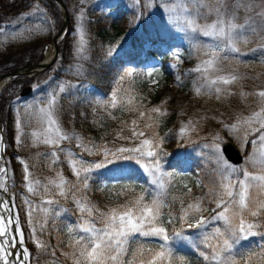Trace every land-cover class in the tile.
<instances>
[{
	"label": "rangeland",
	"instance_id": "374dc122",
	"mask_svg": "<svg viewBox=\"0 0 264 264\" xmlns=\"http://www.w3.org/2000/svg\"><path fill=\"white\" fill-rule=\"evenodd\" d=\"M63 1L67 7L71 24L70 30L66 33L63 31V12L51 0H0V78L11 74L12 71L31 67L44 60L47 51L46 45L51 43L58 33L63 32V41H68L65 57L59 55L56 63L44 72L33 78H18L12 83L10 82V86L5 89V112L9 118L8 125L5 121L3 127L5 134L11 136V140L9 139L10 136L7 135L8 145L6 146L4 164L8 166L7 175L10 177L12 173L11 181L8 183L10 197L15 213L19 214L21 228V218L23 221L24 235L27 234L24 246L29 247L32 252L31 264H73V261L65 255V253L73 251L70 245H67V248H71V250L63 252V255L58 256L56 253L53 255L54 258L44 257L47 256L46 253L52 255L55 247H60L65 241L59 233L60 228L65 227V233L72 240L74 235L77 237L83 235L76 230L74 216L66 205L67 198L59 196L55 187L49 184V181L57 180L58 173L62 174L67 181L77 183L65 153L81 154L83 160L89 163L103 160L102 152L92 155L82 152V149L77 147L76 139L61 141L59 148L48 146L39 141L33 143V133L41 139L48 134L46 122L41 123L44 114L39 109H46L48 101L55 97L56 102L52 109L53 116L63 132L69 136L82 138L85 144L91 141L97 146H107L112 150L119 147H137L140 140L151 139L153 129H146L145 125L154 123L155 133L163 140L160 148L156 149L159 156V172L153 175L145 170V164L149 168L154 167L153 158H141L139 163L136 159L122 160L124 164L143 171V174H133L131 171L129 173L125 170L124 177L130 181V184L138 181L140 183L146 182L147 187L144 192L140 189L139 192L135 191L136 189L130 187L127 182L125 183L127 189L120 190V194H117L118 191H114L115 198L112 203L110 199H112L113 189H106L105 185L108 180L101 174L113 165L94 170L89 176L92 177L96 171L97 178L104 181L102 185L103 194L106 198L104 203L111 205L112 208L120 206L116 203L117 198L118 196L119 198L122 197L124 193L126 198L131 195L136 197L143 195L144 203H150L154 197H160L166 201L165 194L168 197L171 195L182 198L191 194L188 192V189L192 190L193 187L191 182L184 179L179 186L175 187L174 179L171 178L173 174L171 171L164 173L161 165L165 151H167V146L164 143L169 131L162 133L160 128L165 115H168V111L164 107V102H159L158 107H156L165 113L164 115L152 113L151 109H141V104L143 106L148 91H152L153 94L150 95L155 96L156 93L155 97L164 98L172 88L178 87L187 79H190L194 99L193 102L188 103L190 114L180 112L179 121L181 125L178 133L176 134L172 130V134L168 135L167 140L170 141L171 145H174L172 146L174 150L181 148L184 154H191V151L196 149L194 157L203 149L207 150L208 159L212 158L214 163L213 172L216 179L207 181L201 170L195 172L193 177L198 187L215 195L211 198L215 208H205V210L208 209V212L202 215L205 219L203 228L189 229L185 225L182 234L188 239H174V242L169 240V244L175 258H184L178 256L177 253L180 251L184 253L192 251L194 241L208 244L212 249L211 245L219 243L217 230L225 232L226 228L223 221L213 219L217 212L221 211V209H217L214 199L217 198L216 193L220 191L219 185L225 172L222 164V161L226 160L222 152L223 143H232L241 151L245 159L244 164L240 167L232 165L226 160L234 169L230 173L233 183L245 179V173L259 175L264 170V142L260 140V136L264 134V129H260L258 132L253 131L259 127L258 124L253 123L251 127L241 124L238 132L230 131V126L238 120L242 121L245 117L264 107L259 97L254 95L264 90V16L261 15L264 13V0H224L225 19L230 18L228 14L233 11L237 3L249 6L247 10L240 7L235 12L234 22L243 30L242 39L237 43L240 51L231 52L225 48L224 51L219 52L217 67L220 71L209 72L207 76L196 71V69L202 66L203 61L210 58L206 53L220 44V41L203 35L201 31H192L190 20L195 19L200 26L214 22L215 12H209L208 9H215L218 6L217 0H199V3L206 5L205 7H200L198 0ZM122 4L127 5L124 9L127 13L126 23L119 31H116L110 26L108 19L114 10ZM183 6L187 7V11H184ZM81 29H83V52L78 51L81 44ZM173 31L184 33L187 38L189 36V42L191 38L190 44L193 49L184 52L186 41L179 35L175 41H169V34ZM133 36L137 37L138 40L136 47L131 46ZM130 48H132L130 51L133 54L136 53V57L141 60L140 66L128 61L126 56L123 57L126 67L122 76L117 79L111 95L108 98L103 97L101 93L96 91L95 86L86 80L85 72L88 63L90 61L97 62L104 57L109 61L116 60L123 56L125 50ZM176 54L179 55V59H177ZM167 55L170 56L169 59H165ZM185 59H192L193 66L188 68ZM153 69L155 71L152 76L146 75L148 71ZM129 71L132 72L131 76L126 75ZM229 74H235L239 79L227 86L220 85V87L226 88L227 92L218 95L213 90L215 86L209 87L207 85L208 79ZM159 75H163L162 81H160ZM27 87H31L32 91L23 96L22 92ZM197 89L200 90L199 94ZM113 94L117 97L115 108L111 106ZM94 95L96 96L93 97ZM131 97H135L132 103H126L127 99ZM198 99H201L202 102L198 103ZM209 104L215 105V110L209 108ZM140 111L145 112L143 119L139 116ZM149 116H151V120H149ZM133 120L138 121L137 130H144L145 136L118 139V132L122 136L131 137L130 129L134 127L132 125ZM209 122H212L211 130L205 131L199 137L196 125L205 127ZM184 127L189 130L181 136V129ZM122 129L123 131H121ZM17 136H20L22 143H17ZM216 144L221 147L220 154L215 151ZM53 152L59 157L54 162L50 155ZM21 160L28 165L31 173L28 179L33 183L36 180L40 181L39 185L34 183L35 191L33 193H29L27 190L25 169ZM63 161L67 163L70 172L62 164ZM182 165L185 168L181 173L192 172L194 168L191 161ZM9 167L12 171L9 170ZM68 172L71 173L70 176ZM154 180L158 182L154 184ZM45 186L50 189V194H45ZM88 188L76 192L77 199L80 198L79 194L85 196ZM169 188L174 193L169 191ZM194 190L199 191L197 188ZM69 195L72 199L74 198L72 192H69L67 197ZM46 199H52L58 203L46 205L43 203ZM25 201L30 202L37 209L34 217L45 225L43 232L37 226L36 233L46 246L43 249L37 248L34 243L32 228L27 222L29 204ZM45 207L49 209L46 214L41 210ZM82 215V222L85 219H91L97 225V221L94 220L96 218L95 211L90 218L87 217L86 213ZM249 219L256 218L249 217ZM260 219L264 220V217ZM190 222L195 223V218L190 217ZM69 228H73V232L70 233ZM259 231L264 233V228L259 229ZM55 236L57 239L53 240L52 237ZM204 237H207V240ZM145 239H152L151 241L158 242L160 245L164 243L155 237ZM69 242L73 243V241ZM262 246H264V236L257 235L247 240L241 239L234 245V251L239 253L255 250L257 255L252 256L247 264H264V257L259 255ZM145 249L146 252L144 251V253H147L148 260L154 252L159 250V246L148 245ZM147 249L152 251L149 252ZM127 255L123 258L124 264H128ZM142 256H137L135 263ZM237 259L239 264H246V261L239 256ZM183 260L188 264L186 259Z\"/></svg>",
	"mask_w": 264,
	"mask_h": 264
},
{
	"label": "snow or ice",
	"instance_id": "6c2138e0",
	"mask_svg": "<svg viewBox=\"0 0 264 264\" xmlns=\"http://www.w3.org/2000/svg\"><path fill=\"white\" fill-rule=\"evenodd\" d=\"M199 3V0H198ZM224 0H217V7L215 9H208L209 12H215V20L210 24L200 26L196 23L195 19H191L190 23L192 31H201L203 35L211 37L215 40L220 41L215 48L210 49L206 55L210 58L203 61L201 67H198L196 71L201 72L205 76L209 72L220 71L217 67L219 62L218 53L224 51L227 48L231 52H239L240 49L237 47L238 41L242 39L243 30L237 25L235 21V12L240 7H244L246 10L249 7L247 4L237 3L233 11L228 14L229 19H225L226 10L223 8ZM200 7H205L204 3H199ZM184 11H187V7L183 6ZM264 16V13H261ZM81 31V44L78 51H84L83 43V29ZM177 59L179 55L176 54ZM148 71L146 75L152 76L153 72ZM127 76H131L132 72H127ZM239 77L235 74L219 75L215 79H208L207 85L209 87L215 86L213 90L218 95L227 92L226 88L220 87V85H230L235 83ZM63 91V89H61ZM199 89L197 93L199 94ZM259 97L260 102L264 104V90L255 93ZM135 97L127 99L126 103L131 104ZM55 97H52L48 101V107L41 108L39 111L44 114L41 123L46 122V131L42 139L37 137L33 133V143L42 142L48 146L60 147L61 141L65 140H77V147L82 149V152H87L89 155L100 154L102 152L103 160L100 162H87L83 160L81 154L77 153H65V157L69 162L73 175L76 177L77 183H71L67 181L62 174H57V180L49 181V184L53 185L57 190V194L61 197L67 198L69 192L73 193L75 199V193L81 192L83 189L88 188V180L90 179L89 174L94 170H99L108 165L117 164L118 161L127 159H136L139 163L141 158H153L154 167L149 168L145 164V170L155 175L159 172V156L156 149L160 148L163 143L154 131V123H148L145 125L146 129H153L152 138L140 140V144L137 147L127 148L119 147L115 150L107 148V146H97L91 141L85 144L82 138L69 136L63 132L57 120L53 116V107L55 105ZM111 106L115 108L117 106V97L113 94L111 100ZM152 113L164 115L159 108L151 109ZM139 116L141 119L144 118L145 112L140 111ZM114 118V117H113ZM149 116V120H151ZM253 123L259 125V127L253 129V131H260L264 129V107L260 108L259 111L253 112L250 116L245 117L242 121L238 120L235 124L230 126V131H240L241 124L248 125L251 127ZM131 137L122 136L121 133H117L118 139H131L140 138L145 136L144 130H137L138 121H132ZM189 129L184 127L181 129L180 135L183 136ZM123 131V129L121 130ZM246 138V137H245ZM260 140L264 142V134L260 136ZM3 138L0 137V152L3 151ZM17 143H22L20 136H17ZM215 151L217 154L221 153V147L219 144L215 145ZM125 154H136V155H125ZM53 157V162L59 157L53 152L50 154ZM21 164L24 165L25 169V181L27 183V190L29 193L35 191V185H39L40 181L29 180L31 173L29 172L28 165L21 160ZM225 172L223 179L220 182V191L216 193V199L214 202L217 209L221 211L217 212L216 216L213 217L215 220H221L226 225L225 232L217 230L218 244L211 245L212 254L211 256L205 255L203 252L200 253L205 261L209 264H239L237 256L246 261L251 260L252 256L257 255L255 250H249L247 252H235L234 245L241 239L247 240L250 237L257 235L264 236V233L260 232L259 229L264 228V220L260 219L264 217V170L259 175H251L245 173V179L237 180L233 183L230 173L234 171L232 166L228 164L226 160L222 161ZM6 168H0V173H7ZM113 172L119 173L122 168L116 167L112 169ZM7 176L0 178V190L7 191L6 186ZM154 180L153 183H157ZM163 188V185H161ZM185 187H187L185 185ZM45 194H50V189L44 187ZM191 192V189H188ZM123 194V193H121ZM29 204V210L27 212L28 224L32 228V235L34 243L37 248H45L46 246L37 237V226L39 230L43 232L44 223L40 222L39 219L34 217V213L37 211L30 202L25 201ZM46 205L58 203L52 199H46L43 201ZM75 203L79 211L87 214V217H92L93 212L98 213L99 223L101 227H97L91 219H85L82 223L76 226V230L83 235H79L70 247L73 249L71 253H65L72 261L73 264H124V256L128 254L129 247L137 245V239L139 237H155L162 240L164 243L159 246V250L154 252L151 257L145 261L140 260L139 264H186L183 258H175L173 256L172 248L169 244V235L166 228L163 226L164 221L161 219L164 215L163 209L168 207L165 201L160 197H154L150 203H144V196L140 195L136 199L130 201L127 204L120 205L118 207L110 208L108 211H100L95 205H91L87 201L86 196H81L79 199H75ZM45 214L49 211L48 208L41 209ZM205 211L202 208L201 201L197 200L194 203H189L186 208H181V214L179 221L182 225H186L187 228L201 229L205 225V219L202 215H198ZM59 215V213H57ZM190 217L195 218L196 222L191 223ZM249 217L256 219H249ZM35 220V223H34ZM176 220V217L172 212L167 213V223L172 224ZM13 225L15 228L13 229ZM73 228H69L68 231L73 232ZM177 238L187 240L188 237L183 236L182 231L174 233ZM207 240V237H204ZM19 245V248L17 246ZM25 245V235L20 226L19 214L15 213L13 207H10L7 201L0 200V264H31L30 257L31 253ZM193 246H196V242H193ZM13 249H16V255L13 256ZM143 243L137 245L132 251V257L128 261V264H135L137 256H142L145 251ZM151 252V249H147ZM227 254V255H225ZM52 255H55L53 252ZM260 256L264 257V246L261 247L259 253Z\"/></svg>",
	"mask_w": 264,
	"mask_h": 264
},
{
	"label": "trees",
	"instance_id": "16d2710c",
	"mask_svg": "<svg viewBox=\"0 0 264 264\" xmlns=\"http://www.w3.org/2000/svg\"><path fill=\"white\" fill-rule=\"evenodd\" d=\"M127 7V5L122 4L116 11L113 12L112 16L108 19L110 26L112 27L113 30L119 31L120 28L126 23V16L127 13L124 10ZM177 35H179L182 39H185L186 41V47H185V51H191L192 45L191 43V38H190V42H189V36L187 38V35L184 33H177L175 31L170 32L169 34V41H175ZM65 41V40H64ZM62 42L59 46V54L62 56H64L67 53V40L65 42ZM137 37L133 36L132 41H131V46L136 47V42H137ZM132 48L125 50L123 56L118 57L116 60H112L109 61V59H105L104 58H100L97 62L95 61H90L87 65V71L85 72L86 77H87V82L90 84H93L96 88V91L101 93L103 95V97L108 98L114 87H115V83L117 81V79H120V77L122 76V73L124 71L125 63L123 60V57H127L128 61H130L131 63L136 64L137 66H140V62L141 60L139 58L136 57V53L133 54L130 50ZM136 49V48H135ZM186 56V55H184ZM65 57V56H64ZM169 58V57H167ZM187 67L189 68L193 66V60H187L185 59ZM193 75V74H192ZM160 80H162L164 77L163 75H161ZM191 82L190 79H187L183 82V84L179 85L176 88H172L170 93L167 94L164 98L161 97H155L154 95H150L152 93V91H148L147 92V96L145 98V102L142 106L141 104V109H145V110H149V109H153L158 107L159 102H164V107L167 109L168 111V115H165L164 117V122L162 124V127L160 128V132H166L169 131V134L166 135V140H165V146H167V151H165V157L163 158V160L161 161V165H162V170L164 173L166 172H170L173 174L171 178L174 179V184L175 187L179 186L180 182L185 180H188L191 182V186L192 190H191V194L189 195H185L182 198H176V197H172L171 195L165 194V197L167 198V200L165 201V203L168 205V207H165L163 209V213L164 215L162 216V220L165 222L164 223V227L166 228L168 235H169V240L174 242V239L177 240L179 238H177L174 233L177 231H184V227L185 225H182L181 222L179 221V216L181 214V208L184 207L186 208L187 205L189 203H194L195 201L199 200L201 201L202 204V208L205 209L206 207H213L215 208L214 204H213V199H211L212 197H215L214 194H211V192H205L204 189H202L201 187H198L193 175H195L198 170H201L204 178L207 181H212L216 179L215 173L213 172L214 169V163L212 161V158L207 157V150L203 149V151H201L199 154L195 156V150L191 151V154L186 153L184 154L182 152V149L179 148L177 150H174V145H171V143H169L170 141L167 140L168 135L172 134V130H174V133H178V130L180 128L181 122L179 121L180 117V112H184V113H189L190 107L188 106L189 102H193V96H192V92H191ZM153 94V93H152ZM96 95H94L93 97H95ZM5 97L4 96L2 98L1 101V110L4 114L5 117V121L7 122L8 125V116L7 113L5 112ZM199 100V101H198ZM198 103L202 102L200 101L201 99H198ZM213 105V104H212ZM208 105L209 108H211L212 110H215V105ZM210 111V110H209ZM210 113V112H208ZM211 124L212 122H209L205 127H203V125H196V130L198 131V136L201 137V134L204 133L205 131H210L211 130ZM203 127V128H201ZM207 127V128H206ZM154 129H156L154 127ZM158 132V131H157ZM158 132V133H160ZM10 136V135H9ZM10 140H11V136H10ZM208 140V139H206ZM204 140V141H206ZM191 161V163L193 164L194 168L192 169V172H188V173H181L183 167V163ZM62 164L64 165V167L68 170V165H66V162H62ZM116 167H120L122 168V171L119 173L113 172L112 169L116 168ZM112 168V169H111ZM110 169H108L107 171H103L101 176H103L104 178H106V180H108V183H106L105 187L106 189H113L112 193H111V198L110 201L113 203L114 202V198H115V190L118 191L120 194V190H124L127 189L125 186V183H129L130 181H128L125 177H124V171L127 170V172L130 173V171L133 174L136 173H140L143 174V171H139V169H137L134 166H130L128 164H124V162L120 161L117 162V164H114L113 167H111ZM69 171V170H68ZM70 172V171H69ZM69 176L71 173H69ZM96 172V171H95ZM94 172V175H92V177H90L89 179V188L86 192V199L90 202L91 205H95L96 208L100 209V211H108V209L112 208L111 205H106L104 202L106 201V198L104 197L103 194V188L102 185L104 184L103 180H99L97 178V174ZM126 172V173H127ZM145 175V174H144ZM207 177H209V179H207ZM147 178V177H146ZM130 184V183H129ZM130 187L135 188V191L143 190V192L146 190L147 187V183H140L135 182L133 184H130ZM195 188L199 189V191L194 190ZM194 190V192H193ZM201 190V191H200ZM169 191H171V188H169ZM168 191V193H169ZM139 192V191H138ZM172 192V191H171ZM174 193V192H172ZM84 196V194H79V197ZM197 196V197H195ZM137 197L134 195H131L130 197L125 196V193L122 195V197L117 198V204L118 205H124L129 203L130 201L136 199ZM75 199H77V196H75ZM75 199L71 198V196L69 195L67 197V203L66 205L70 208L68 210L71 211V213L73 214V218H74V224L77 226L80 223H82V219L81 216L82 213L79 211V209L76 206L75 203ZM113 200V201H112ZM168 212H172V214L176 217V220L174 223L169 224L167 223V213ZM208 212V209L203 211L202 213H200L199 215H205ZM94 220L97 221V227H101L102 225L99 223V219H98V213H96V218H94ZM59 233L62 235V238L65 240L62 242V244L60 245V247H55V251L54 253L56 255H63V252L65 251H70L71 248H67V245H70L71 243L69 241H75V239L77 238L76 235H74V238L72 240V238H70L66 233H65V227L60 228L59 229ZM172 236V238L170 239V237ZM52 239H57L56 236L52 237ZM140 243H143L144 246L148 247V245L151 246H160V243L158 242H153L150 239L145 240V237H139L137 239V245H139ZM137 245H132L129 247V251H128V255H127V263L128 261L131 259L132 257V251L133 249L137 246ZM146 252V250H145ZM203 252L205 255H209L211 256L212 254V249L208 246V244H204L201 243V241L196 242V246H194V249L190 252H183L180 251L178 252V256L180 257H184L183 259H186L188 264H209L208 261H205L203 256L200 255V253ZM47 256L46 257H51L54 258L53 255L46 253ZM44 255V254H42ZM143 259L145 261H147V253H144V255L135 263V264H139L140 260Z\"/></svg>",
	"mask_w": 264,
	"mask_h": 264
},
{
	"label": "water",
	"instance_id": "95a60500",
	"mask_svg": "<svg viewBox=\"0 0 264 264\" xmlns=\"http://www.w3.org/2000/svg\"><path fill=\"white\" fill-rule=\"evenodd\" d=\"M52 1H54L58 6H60L62 11L64 12L63 22H64V25L67 24L68 23V13L66 10L65 3L62 0H52ZM64 29H65V26L63 27V30ZM62 34H63V32H60L52 41V43L55 47V51H56L55 58L58 56V44L61 40ZM48 66L49 65L38 64V65L31 66V67H28L25 69H20V70H17L15 72H12L11 74H9L7 76L1 77L0 82L5 81V80H10V79H13L16 77H28L31 74L38 73L39 68H48ZM30 92H31V89L27 88L22 92V95L26 96ZM0 121H1V115H0ZM223 153L226 155L228 160L235 165H240L243 162V157H242L241 153L236 148H234V146H232L231 143L224 144Z\"/></svg>",
	"mask_w": 264,
	"mask_h": 264
},
{
	"label": "bare ground",
	"instance_id": "6f19581e",
	"mask_svg": "<svg viewBox=\"0 0 264 264\" xmlns=\"http://www.w3.org/2000/svg\"><path fill=\"white\" fill-rule=\"evenodd\" d=\"M54 54H55V50H54V47L52 44H50L48 47H47V51L45 52V59H44V62L45 63H48L49 61H51V59L54 57ZM1 85H3L2 83H0V87ZM2 152H0V162H1V158H2ZM0 200H4V201H7L6 200V195L2 196L0 198ZM196 264V263H195Z\"/></svg>",
	"mask_w": 264,
	"mask_h": 264
}]
</instances>
